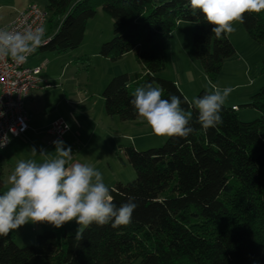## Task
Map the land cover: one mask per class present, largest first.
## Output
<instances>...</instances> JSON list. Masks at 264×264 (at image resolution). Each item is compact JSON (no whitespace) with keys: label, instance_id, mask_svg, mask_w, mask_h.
Masks as SVG:
<instances>
[{"label":"trees","instance_id":"16d2710c","mask_svg":"<svg viewBox=\"0 0 264 264\" xmlns=\"http://www.w3.org/2000/svg\"><path fill=\"white\" fill-rule=\"evenodd\" d=\"M42 7L48 30L55 27L45 32L40 51L77 48L101 7L113 21V37L101 44L99 54L115 61L134 52L141 71L109 80L101 93L106 115L141 118L131 101L137 87L151 83L162 89V99L181 98L194 131L168 137L158 148L123 147L135 178L108 188L117 207L135 197L138 207L129 224L93 223L79 241L65 225L47 224L33 244L24 246L10 231L0 236V264H264V86L245 104L260 113L258 118L241 121L236 110L223 105V122L204 130L193 101L183 102L176 83L158 76L164 67L159 37L169 36L179 21L195 23L191 54L211 81L223 61L235 56L227 34L217 39L214 26L190 0H44ZM241 25L264 44V11L245 13ZM206 92L199 90L195 98ZM4 184L0 153V194Z\"/></svg>","mask_w":264,"mask_h":264},{"label":"rangeland","instance_id":"374dc122","mask_svg":"<svg viewBox=\"0 0 264 264\" xmlns=\"http://www.w3.org/2000/svg\"><path fill=\"white\" fill-rule=\"evenodd\" d=\"M31 2L44 5V0ZM53 24H56L55 20ZM194 26V22L181 20L169 36L159 37L164 67L158 76L166 79L175 76V64L181 73L190 70L196 80L203 76L204 71L200 62L191 54ZM54 27L55 25L51 31ZM233 27L236 30L227 35L234 44L235 56L223 61L214 81L205 74L207 82L210 81L208 82L210 85H206L205 88L213 91V85L221 89L231 87L233 91L227 97L224 106L231 107L235 104L238 108L235 111L237 117L247 122L260 116L257 110L245 104L260 87L264 86L262 70L264 44L253 40L240 23H235ZM46 30L51 32L48 27ZM112 37L113 21L101 7H97L95 16L87 22L83 40L77 48L63 52L40 51L37 48L27 58L25 66L42 67L40 74L42 90L35 91L38 95L36 99L38 111L32 117L34 120L31 118L29 123L26 144L19 145V141L13 139L9 147L15 148L0 150L1 155L8 158L3 161L5 181H8L20 160H34L39 164L56 156L53 147L46 146L45 141L49 144L50 142L45 132L57 119H63L68 128L70 126L71 138L73 133L78 138L76 146L71 147V163L92 165L101 172L106 187H111L116 182L127 183L135 178V171L123 154L124 146L131 144L136 150L143 151L158 148L167 140L166 136L154 134L143 118L123 121L117 116L106 115L101 93L109 80L121 73L141 71L133 51L125 53L115 61L99 54L101 44ZM185 92L188 100L192 101L195 98L191 90ZM41 137L44 138L43 142ZM32 148L37 150V155H32ZM41 150L47 155L41 156ZM8 187H10L8 183L4 185L3 192H6ZM64 225L68 234H75L80 227L75 220ZM44 229L45 224L35 225L30 221L11 232L14 234L15 243L24 246L33 244L35 236Z\"/></svg>","mask_w":264,"mask_h":264},{"label":"clouds","instance_id":"9594fccd","mask_svg":"<svg viewBox=\"0 0 264 264\" xmlns=\"http://www.w3.org/2000/svg\"><path fill=\"white\" fill-rule=\"evenodd\" d=\"M190 6L200 10L207 23L214 26L212 33L219 39L222 34L234 32L235 23H244L245 13L264 11V0H190ZM44 35L43 24L23 31L0 28V59L11 57L17 64L26 62L28 55L42 45ZM212 87V92L193 99L199 113L197 122L204 130L223 122L221 109L233 91L231 87ZM161 94V88L149 83L135 89L131 103L157 136L187 137L194 131L189 126L191 113L186 114L182 109L179 96L162 99ZM53 144L54 158L39 164L34 160H20L8 177L10 187L0 194V236L30 221L59 229L75 220L80 226L75 233V240L79 241L83 239L84 230L93 223L106 225L112 221L113 228L129 224L138 207L135 197H129L117 207L100 171L90 164H70L71 147H65L62 140H55ZM31 153L35 156L37 150L32 148ZM40 155L47 153L41 150Z\"/></svg>","mask_w":264,"mask_h":264},{"label":"built area","instance_id":"2783aa9c","mask_svg":"<svg viewBox=\"0 0 264 264\" xmlns=\"http://www.w3.org/2000/svg\"><path fill=\"white\" fill-rule=\"evenodd\" d=\"M46 20L47 11L32 2L18 12L10 23L0 25V28L23 31L29 26L35 28L45 25ZM26 62L17 64L11 57L0 59V113H3L0 115V144H3L0 150L5 149L12 138L23 136L30 128L25 99L30 91L41 88L42 67H27ZM232 109L237 110V107L233 106ZM68 129L63 119H57L47 128L45 134L53 144L55 140H62Z\"/></svg>","mask_w":264,"mask_h":264},{"label":"crops","instance_id":"0c3cea01","mask_svg":"<svg viewBox=\"0 0 264 264\" xmlns=\"http://www.w3.org/2000/svg\"><path fill=\"white\" fill-rule=\"evenodd\" d=\"M31 1H33V0H0V25L1 26H4V25H7L8 23H10L14 19V17L16 16V14L18 12H20L21 10H23L29 3H32ZM44 27H45V32H47V30H46L47 25H45ZM228 38H229V36H228ZM229 40L231 41L230 38H229ZM175 69H176V72H174L175 73V76H172V77L170 76L171 78L170 77H168V78L171 79L172 81H174L176 83V85L178 86V88L182 91V93L185 95V97L187 99H188V97L186 96V92L185 91H188V89L191 90L195 94V96H196V94H197V92L199 90L206 89L205 88V87H207L206 85H210L208 83L210 81L208 80V82H207V79L205 77V73H202L203 76L201 75L200 78H199V80H196L194 78V76L192 75V72H190V70L187 69L186 72L181 73V70L179 69V67L177 66V64H175ZM40 90H42V88L32 90L26 96L25 105H26V110H27L28 115H29V123L31 121V118L34 117L35 112L38 111L37 104H36V99H37V96L38 95L36 94L35 91H38L39 92ZM208 91L209 92H212L210 90H208ZM233 106H236V105L235 104H232L231 105V108ZM237 110H238V108H237ZM255 114H256V112H255ZM32 119L34 120V118H32ZM45 126H47V125H45ZM29 129H28V131H29ZM70 129L71 128L69 126V130L67 131V133L65 134V136L62 139V141L65 142V147H69V146L70 147H75L76 146V143L78 142V138H77L76 134L73 133V138L70 137V135H69L70 132H71ZM28 131L23 136L18 137V138H12L11 140L17 139L19 141V145L26 144V142L28 140L26 138L27 137L26 134L28 133ZM19 138H21V139H19ZM41 139H42V142H43V139L44 138L41 137ZM45 142L47 143L46 146H49V147L52 146L53 147V151H55L54 144H51V143L49 144L47 141H45ZM9 144H10V142H9ZM8 148H9V150H11V149H13L15 147H12L11 148L8 145L6 147V149H8ZM7 159H8L7 157H3V161L4 160L6 161ZM71 161L69 162L70 164H71ZM3 177H4V175H3ZM4 183H5L4 185L7 184V181H5V178H4ZM46 226L47 225H45V228H46Z\"/></svg>","mask_w":264,"mask_h":264},{"label":"water","instance_id":"95a60500","mask_svg":"<svg viewBox=\"0 0 264 264\" xmlns=\"http://www.w3.org/2000/svg\"><path fill=\"white\" fill-rule=\"evenodd\" d=\"M155 1L161 3V2H164V1H167V0H155Z\"/></svg>","mask_w":264,"mask_h":264}]
</instances>
